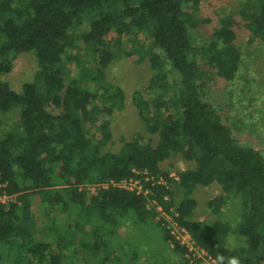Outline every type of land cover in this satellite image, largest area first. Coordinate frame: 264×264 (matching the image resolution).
Listing matches in <instances>:
<instances>
[{
    "label": "trees",
    "instance_id": "1",
    "mask_svg": "<svg viewBox=\"0 0 264 264\" xmlns=\"http://www.w3.org/2000/svg\"><path fill=\"white\" fill-rule=\"evenodd\" d=\"M201 1L0 0V74L10 73L23 52H33L38 65L19 92L0 80V126L10 114L18 116L0 133V194L16 196L0 204V264H137L142 257L155 264L153 240L136 239L128 219L134 228L145 226L137 235L157 223L170 249L189 264L187 247L162 224L156 207L149 208V199L212 257L223 253L239 256L242 264H264V155L241 144L204 97L213 73L230 81L240 69L236 25L243 22L251 31L250 42L264 41V0H244L199 44L197 31L206 22ZM126 35L153 70L148 88L156 95L146 99L135 91L132 100L146 131L158 138L152 146L137 134L111 152L104 149L112 139L109 117L124 107L125 93L104 77L110 63L131 54L123 47ZM77 40L97 58L95 71L85 69L87 84L69 66L79 58L73 53ZM174 155L194 164L178 171L177 179L160 168ZM144 172L165 177L169 185L148 182L147 196L116 186L79 189L110 179H144ZM197 185L220 190L207 201L217 220L190 218ZM180 191L184 196L176 200ZM229 202L236 216L224 219ZM37 205L45 210L43 227ZM231 231L244 245L216 247L226 244Z\"/></svg>",
    "mask_w": 264,
    "mask_h": 264
},
{
    "label": "rangeland",
    "instance_id": "2",
    "mask_svg": "<svg viewBox=\"0 0 264 264\" xmlns=\"http://www.w3.org/2000/svg\"><path fill=\"white\" fill-rule=\"evenodd\" d=\"M244 0H203L201 1L199 12L206 22L201 25L197 31L199 36L198 43H202L208 39L220 22V18L237 11ZM84 29V26L77 28V35ZM236 32V43L240 47L243 59L240 69L233 80L227 81L217 74L208 81L205 88V99L220 114L222 120L234 129V132L243 145L252 146L264 155V41L257 39L250 42L251 31L243 22L234 27ZM141 40L147 42L144 36H140ZM132 41L131 36H124L123 47L125 50L131 51L130 55H124L120 60L110 63L105 72L104 82L113 87H120L125 93L124 107L116 110L109 117L111 123L112 139L105 146L106 151L119 152L126 142L131 141L135 135L139 134L152 146L156 145L157 135L150 134L145 129V124L139 115L137 107L134 105L132 95L135 91H139L144 98L150 99L156 95V90L148 88L149 82L153 76L149 58L146 56L142 48H138ZM75 53L79 58L69 63L72 69V76L79 80L81 84H87L83 77L85 69L95 71L97 58L87 52L82 47V42L77 40ZM78 61V62H77ZM38 70L37 60L33 52L20 53L14 60V67L10 73L0 74V80L9 82L11 87L16 91H21L24 83L31 81ZM53 113H59L60 109L53 106L49 107ZM18 120L16 114H10L6 117L5 122L0 126L1 129H9L15 121ZM194 164L183 160L179 155H174L165 159L160 163L162 170L169 172L171 175L177 176L178 171L193 167ZM169 185V184H168ZM220 193V190L214 185L200 186L197 185L191 192V197L196 201V206L191 212L190 218L194 220H204L213 222L218 216L211 213L207 207V201ZM184 196L183 192H176L174 197L180 200ZM38 203V202H37ZM149 206V205H148ZM37 207L35 206L36 213ZM42 215L37 214L38 226H45L44 208ZM152 209V207L149 206ZM223 215L229 218H235L236 208L230 202L223 207ZM159 217V215H158ZM156 217V218H158ZM129 229L136 234V239H152L153 249L156 253L155 264H186L181 255L175 254L169 245L164 241L165 237L160 227L153 223L147 224L138 235L137 230L145 226L132 224L130 219ZM233 220H231L232 222ZM142 235V236H141ZM138 236H141L140 238ZM38 237V236H37ZM231 242V247L244 245V239L234 232H230L226 238V243ZM139 245V244H138ZM183 258V259H182ZM137 264H147L144 257L138 259ZM189 264L190 260H189Z\"/></svg>",
    "mask_w": 264,
    "mask_h": 264
},
{
    "label": "built area",
    "instance_id": "3",
    "mask_svg": "<svg viewBox=\"0 0 264 264\" xmlns=\"http://www.w3.org/2000/svg\"><path fill=\"white\" fill-rule=\"evenodd\" d=\"M144 173H146L144 179H142L141 177L134 176L124 178L119 181L110 179L99 183L81 184L79 185V189H85L89 192H94L95 190L100 188L116 186L124 190L134 191L138 194L141 193L147 196L150 192V189L146 185V183L150 182L152 185L155 183L168 185V179H166L165 177L160 176L157 179H154L153 177L149 176L147 172ZM171 177L174 178V175H171ZM175 179H177V176H175ZM15 199L16 196L13 194H8L6 192L0 194V204L7 203ZM148 205L150 207H156V211L159 215V218L163 219L162 224L170 231L171 235H173L182 245L187 247L188 252L185 254V256L190 259V263L213 264L214 257L209 255L204 248L200 247L192 237L191 233L184 227L178 225L177 221L174 220V218L169 212L165 211L162 208L161 204L157 203L156 200L149 199Z\"/></svg>",
    "mask_w": 264,
    "mask_h": 264
},
{
    "label": "clouds",
    "instance_id": "4",
    "mask_svg": "<svg viewBox=\"0 0 264 264\" xmlns=\"http://www.w3.org/2000/svg\"><path fill=\"white\" fill-rule=\"evenodd\" d=\"M225 247L226 249L231 248V242H228L224 245L220 243L216 247ZM213 264H242L241 259L237 255L225 256L223 253H218L213 260Z\"/></svg>",
    "mask_w": 264,
    "mask_h": 264
}]
</instances>
